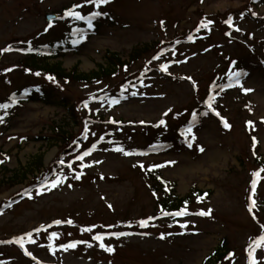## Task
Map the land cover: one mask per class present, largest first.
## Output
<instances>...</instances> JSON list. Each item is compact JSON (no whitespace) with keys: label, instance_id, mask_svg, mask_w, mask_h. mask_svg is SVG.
Here are the masks:
<instances>
[{"label":"rangeland","instance_id":"obj_1","mask_svg":"<svg viewBox=\"0 0 264 264\" xmlns=\"http://www.w3.org/2000/svg\"><path fill=\"white\" fill-rule=\"evenodd\" d=\"M76 38L49 63L136 60L94 84L28 67L37 45ZM30 87L48 101H13ZM200 100L211 107L195 121ZM0 105V264H205L220 246V264H264V0H0ZM154 133L175 137L148 150L164 145ZM153 169L181 198L212 194L159 217Z\"/></svg>","mask_w":264,"mask_h":264},{"label":"trees","instance_id":"obj_2","mask_svg":"<svg viewBox=\"0 0 264 264\" xmlns=\"http://www.w3.org/2000/svg\"><path fill=\"white\" fill-rule=\"evenodd\" d=\"M73 46V43L64 42L37 46L35 52L28 54L26 57L30 64L28 67L49 73L60 80H70L71 82H78L82 84H94L97 82L100 83V81L106 77L109 78L113 75H116L121 69L131 66V62L129 61L133 62L136 60L135 51L131 53L132 56L130 59L128 58V60H123V58L118 53H110L106 56L105 63L98 64V70H92L90 73H81L79 72L78 67H75L72 70H66L62 68L61 64L49 63L50 60H55L66 56L72 51ZM30 93H33V91ZM31 97H34V95ZM41 97H43L42 101H48L47 99L50 97L48 91H44V93L41 94ZM28 99L36 101L35 98ZM218 99L219 98L216 99V102H218ZM64 103L59 102V105L63 106ZM199 104L200 111L208 108L205 101H201ZM199 114L200 112L196 111V116ZM60 135L65 137L67 132L60 133ZM42 161V156H38L33 165L36 167L41 166ZM32 168L33 167L30 165V167L27 169L14 172L12 176L8 177V186L14 187L20 182L23 183V179H26L28 175L34 174V170ZM149 177L152 180V190L156 195L160 196L157 201L158 206L161 207L163 212H168L169 214L178 212L197 201L209 198L212 194V191H203L195 187L185 197L180 198L177 195L175 183L162 179L159 173L156 171L151 172ZM224 247L220 246V248L216 250L215 255L211 256L205 264H220V262L224 261L225 257H227L229 253L228 247Z\"/></svg>","mask_w":264,"mask_h":264},{"label":"snow or ice","instance_id":"obj_3","mask_svg":"<svg viewBox=\"0 0 264 264\" xmlns=\"http://www.w3.org/2000/svg\"><path fill=\"white\" fill-rule=\"evenodd\" d=\"M110 2V0H96V3H97V6H99L100 4H104V3H109ZM68 15H74V16H76V18H81L80 16H79V14L78 13H74V12H70V13H68ZM95 15H99V13H97V14H95ZM207 25H205V27H206ZM234 75L235 76H240V73H234ZM0 107H3V108H6L7 107V105H0ZM209 107H211V105H209ZM206 114V113H205ZM217 115H218V113H217ZM193 116H194V118H195V114H193ZM0 122H2V118H0ZM160 123L161 124H163L164 123V121L163 120H161L160 121ZM224 127H229V125H228V123L227 122H225L224 123ZM189 131H191V129H189ZM189 146H191V145H189ZM117 151H123V149H116ZM201 151H203V149H201ZM90 153L89 152H85L82 156H80V157H78L79 159H81V160H83V158H84V156H87V155H89ZM125 155H129L130 153H124ZM0 163H2V161H0ZM258 175V174H257ZM78 178V177H77ZM57 183H59V181H57ZM53 186H55V185H53ZM253 186H255V185H253ZM254 201H253V205H254ZM251 210V209H250ZM178 214H180V213H178ZM199 215H209L210 214V210H209V212H201V213H198ZM145 224H146V222H141V226H145ZM119 235H121V236H123V235H128V233H119ZM31 236V234H29V237ZM161 238H163V237H161ZM95 239H97V240H100L101 239V237H99V236H97V237H95ZM33 243H34V241H32ZM101 247H104V245L101 243V245H100ZM261 246H264V237H261L260 238V242L259 243H257L256 245H255V247H261ZM21 247H23V244L21 243ZM69 247H75V245H69ZM106 251H108V252H112L113 251V249L111 248V247H108L107 249H106ZM253 264H255V261H253Z\"/></svg>","mask_w":264,"mask_h":264},{"label":"water","instance_id":"obj_4","mask_svg":"<svg viewBox=\"0 0 264 264\" xmlns=\"http://www.w3.org/2000/svg\"><path fill=\"white\" fill-rule=\"evenodd\" d=\"M46 18L49 22H52V21L58 19V16L57 15H47Z\"/></svg>","mask_w":264,"mask_h":264},{"label":"bare ground","instance_id":"obj_5","mask_svg":"<svg viewBox=\"0 0 264 264\" xmlns=\"http://www.w3.org/2000/svg\"><path fill=\"white\" fill-rule=\"evenodd\" d=\"M49 160H50V157H49Z\"/></svg>","mask_w":264,"mask_h":264}]
</instances>
